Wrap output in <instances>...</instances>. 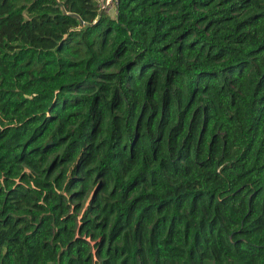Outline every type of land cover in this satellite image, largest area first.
<instances>
[{"label":"trees","instance_id":"trees-1","mask_svg":"<svg viewBox=\"0 0 264 264\" xmlns=\"http://www.w3.org/2000/svg\"><path fill=\"white\" fill-rule=\"evenodd\" d=\"M113 2L0 0V264H264V0Z\"/></svg>","mask_w":264,"mask_h":264},{"label":"rangeland","instance_id":"rangeland-1","mask_svg":"<svg viewBox=\"0 0 264 264\" xmlns=\"http://www.w3.org/2000/svg\"><path fill=\"white\" fill-rule=\"evenodd\" d=\"M100 4H101V7L105 8L108 11L110 16H112V17L115 16V5H114L113 0H100ZM106 70L107 71H113L114 69L110 68V69H106ZM65 166H67L66 172H67V177H68L71 174V169L73 167V163H71V164L69 163ZM58 170H59V168H58ZM98 181H99V179L97 177H95V175L93 174L89 183H88L87 192H86L84 198L81 200H77L75 197H72V200H69V192L66 190L60 191L59 195L64 197L65 200H67V202L70 204V213L74 214L77 219H80L81 216L83 215L84 211H86L90 205L94 204V203H92V196H93L94 192H96V189L98 186ZM77 190L78 189H73V190H71V192L74 193ZM98 194L102 198V202H108L111 200L109 198L108 194L103 192V191L102 192L99 191ZM72 196H73V194H72ZM87 239L90 241L91 245H93L95 241L100 240V238H97V240H96V239H91L89 237H87ZM92 252L93 253L95 252L94 247H93Z\"/></svg>","mask_w":264,"mask_h":264},{"label":"built area","instance_id":"built-area-1","mask_svg":"<svg viewBox=\"0 0 264 264\" xmlns=\"http://www.w3.org/2000/svg\"><path fill=\"white\" fill-rule=\"evenodd\" d=\"M99 2H100V0H99ZM101 5V4H100Z\"/></svg>","mask_w":264,"mask_h":264}]
</instances>
